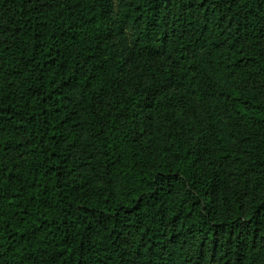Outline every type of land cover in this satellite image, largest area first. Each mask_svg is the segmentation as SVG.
<instances>
[{
    "label": "trees",
    "instance_id": "1",
    "mask_svg": "<svg viewBox=\"0 0 264 264\" xmlns=\"http://www.w3.org/2000/svg\"><path fill=\"white\" fill-rule=\"evenodd\" d=\"M0 264H264V0H0Z\"/></svg>",
    "mask_w": 264,
    "mask_h": 264
},
{
    "label": "rangeland",
    "instance_id": "2",
    "mask_svg": "<svg viewBox=\"0 0 264 264\" xmlns=\"http://www.w3.org/2000/svg\"><path fill=\"white\" fill-rule=\"evenodd\" d=\"M182 120L185 124L186 127H188V129L194 134V138L197 139L199 138V134L196 130L195 124L192 122V120L187 117V116H182Z\"/></svg>",
    "mask_w": 264,
    "mask_h": 264
}]
</instances>
